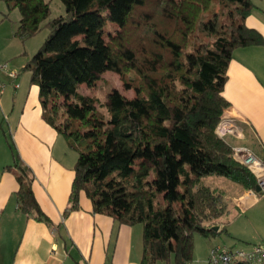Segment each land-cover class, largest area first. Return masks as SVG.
<instances>
[{
    "label": "trees",
    "instance_id": "obj_1",
    "mask_svg": "<svg viewBox=\"0 0 264 264\" xmlns=\"http://www.w3.org/2000/svg\"><path fill=\"white\" fill-rule=\"evenodd\" d=\"M2 1L8 12L19 11L14 37L21 42L44 22L50 31L24 70L38 86L42 120L77 153L63 217L81 208L84 194L93 215L142 224L140 264L171 257L190 264L193 235L226 233L209 223L231 213L204 180L256 187L216 134L229 107L223 89L233 51L264 45L245 25L253 0H61L64 15L50 20L45 0ZM107 23L118 27L115 34L105 35ZM99 69L118 74L135 92L131 99L109 93L107 115L98 99L78 91L94 85ZM14 162L17 210L51 227L33 193L32 172L17 155Z\"/></svg>",
    "mask_w": 264,
    "mask_h": 264
},
{
    "label": "crops",
    "instance_id": "obj_2",
    "mask_svg": "<svg viewBox=\"0 0 264 264\" xmlns=\"http://www.w3.org/2000/svg\"><path fill=\"white\" fill-rule=\"evenodd\" d=\"M253 2L254 8L245 25L264 39V1ZM8 20L6 4L0 0V29L5 39L14 37L17 27V24L7 25ZM8 48L14 46L0 45V63L9 59L4 54ZM0 80L6 83L0 98V117L3 119L4 110H9L8 129L16 148L12 150H16L20 161L32 172L33 193L52 224L50 227L37 222L17 210L14 194L18 184L10 170L14 155L12 152L11 156L5 155L0 163V264H140L143 229L138 224L127 226L106 215H93L91 202L84 194L80 199L81 208L63 217L77 153L42 120L39 99L28 104L31 93H6L8 84L14 89L13 82L1 70ZM223 97L229 107L222 116L230 118L240 133L239 137L227 135L225 138L263 159L264 45L233 51ZM17 103L23 106L17 108ZM237 190L241 199L239 209L222 219L218 228V231L225 228L226 233L221 235L229 245L212 247L248 250L260 245L264 251V196L254 198L248 191L242 194Z\"/></svg>",
    "mask_w": 264,
    "mask_h": 264
},
{
    "label": "rangeland",
    "instance_id": "obj_3",
    "mask_svg": "<svg viewBox=\"0 0 264 264\" xmlns=\"http://www.w3.org/2000/svg\"><path fill=\"white\" fill-rule=\"evenodd\" d=\"M49 4L50 8V16L49 20L56 18L58 16L64 15V4L61 0H45ZM264 1V0H263ZM214 10L219 11L221 8L219 4L215 3L213 5ZM152 9V7H151ZM149 9V10H151ZM20 18V14L18 9H14L9 12V22L7 25L16 26L18 24ZM10 23V24H9ZM47 22H44L41 25L40 31L33 37L27 39L25 42H21L15 37H9L5 39V35L1 32L0 29V45L4 44L6 46H14V48H8L4 54L8 56L9 59L5 60V62L1 64H6L7 69L9 71L15 72L17 78L12 80L13 84H18V89L14 90L9 88L10 84L7 85L6 93H31L28 97L27 103L32 104L34 100L38 101V97L35 99V96L38 95V86L30 84V73L27 70H24V67L29 63L32 56L40 49L43 45L46 38L49 36L50 31L46 25ZM9 27V26H8ZM118 30V27L115 24L107 23L104 27L105 35L115 34ZM133 35V36H132ZM139 34H137L138 36ZM130 36H132V41L135 40L133 37L135 36V32L133 30L130 31ZM130 77H133L134 74L128 72ZM99 79L94 83L92 87H88L86 85H81L78 88V91L84 95H88L98 99L99 105L98 110L104 115L106 114V101L107 95L111 92H118L123 96L131 99L135 97V92L133 89L126 88L124 82L120 79V76L116 73L104 71L99 69L97 71ZM9 78V77H8ZM10 79V78H9ZM16 80V82H15ZM6 84V83H5ZM38 104L40 102L38 101ZM24 105V102H23ZM22 105V106H23ZM19 103H17L16 107H22ZM9 110H4V118L0 117L1 125H0V163L5 159V155L11 156V152L13 155H16L13 146L11 135L8 129V117L10 116ZM14 115V114H13ZM230 146H234L233 142L229 137L224 139ZM12 147L14 148L12 150ZM10 161V158H8ZM10 170L13 173L17 172L15 168L14 158L13 161H10ZM205 185L210 186L212 189H216L219 193L223 195V202L226 206V209H229L230 212H234L239 209V204H241V199L238 196V190L243 194L246 190H243L237 184L229 182L224 178H207L204 180ZM249 191V190H248ZM161 197L159 196V199ZM221 220H215L210 222L209 225L220 226ZM138 227H142V224H138ZM229 245V241H227L226 237L223 235L219 236H209L203 237L202 235L195 233L193 235V258L190 264H207L206 260L208 259L209 250L212 246L216 245ZM157 264H175L174 258L171 257L168 262H158Z\"/></svg>",
    "mask_w": 264,
    "mask_h": 264
},
{
    "label": "built area",
    "instance_id": "obj_4",
    "mask_svg": "<svg viewBox=\"0 0 264 264\" xmlns=\"http://www.w3.org/2000/svg\"><path fill=\"white\" fill-rule=\"evenodd\" d=\"M0 70L4 71L6 75L14 80L17 78L15 72L9 71L6 64L0 63ZM5 84L0 80V98L5 90ZM14 89H18V84H13ZM216 134L220 138H225L227 135H234L239 137L240 133L235 123L227 117H221L219 124L216 128ZM232 157L239 164L246 167L255 177L256 187L259 188V192L255 189L249 190L248 194L251 197L264 196V158L259 159L256 157L250 149L244 146H231ZM208 264H238L240 262H246L248 264H264V251L260 245H253L248 250L228 247H212L208 259Z\"/></svg>",
    "mask_w": 264,
    "mask_h": 264
},
{
    "label": "water",
    "instance_id": "obj_5",
    "mask_svg": "<svg viewBox=\"0 0 264 264\" xmlns=\"http://www.w3.org/2000/svg\"><path fill=\"white\" fill-rule=\"evenodd\" d=\"M255 191L256 192H259V188L258 187H255ZM218 226H214V227H212L211 229H213L214 231H218Z\"/></svg>",
    "mask_w": 264,
    "mask_h": 264
}]
</instances>
